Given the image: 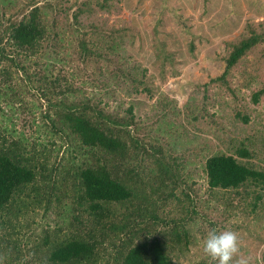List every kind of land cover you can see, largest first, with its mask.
Listing matches in <instances>:
<instances>
[{"label": "rangeland", "instance_id": "1", "mask_svg": "<svg viewBox=\"0 0 264 264\" xmlns=\"http://www.w3.org/2000/svg\"><path fill=\"white\" fill-rule=\"evenodd\" d=\"M31 1L0 0V19L5 25L21 19L22 10ZM36 1L46 7L50 27L55 19L61 21L62 29L69 27L73 14L83 3H89V10L81 17L84 24L81 32L88 37L96 28L110 35L130 27V31L116 35H125L123 43L117 37L124 48L121 53L141 68L138 79L144 84L139 85L140 92L131 91L132 78L111 77L114 66L96 56L86 62L76 58L68 63L67 71L81 74L74 80L78 89L82 88L77 99L93 96L95 102L102 101L101 107L120 117L126 116L133 105L139 131L136 134L145 138L147 146L157 153L147 158L146 170L151 173V180L148 177L141 183L138 177L129 179L135 194L132 200L113 204L110 220L101 222L91 217L85 209L87 205L79 204L72 186L74 171L91 155L71 145L62 146L59 136L48 133L49 127L41 121L46 102L30 94L22 99L21 81L15 75V85L8 96L15 91L18 94L19 89L21 96L18 100L14 97L13 108L2 104L8 115L0 113V126L7 124L9 129L16 128L19 132L27 130L26 136L38 143L50 139L47 170L52 179L58 177L54 179L56 186L54 180L45 185L53 194L50 205L43 202L22 210L26 200L20 195L9 210L0 209V264H41V259L48 257L58 243L72 236L94 245L93 264L122 263L124 254L117 251L123 240L115 237L108 227L119 223L115 216L121 218L124 213H131L133 210L127 211V207L133 202L135 206L148 203L151 211L147 210L144 220L132 217L139 221L142 235L163 241L172 264H212L203 251V239L211 230L225 229L238 234L237 259L243 257L248 264H264V202H259L253 213L251 198L240 200L235 190H211L204 168L211 153L244 141L252 152V158L246 162L264 171V95L258 103L253 99L255 92L264 87V0H110L113 5L110 12L99 8L97 3L103 0H52L48 7L47 0ZM251 30L262 35L261 42L225 75L231 49L228 43L242 34L250 35ZM76 37L77 34L68 39L73 44L66 50L68 60L76 56ZM71 95L68 93L67 97ZM20 102L36 110L39 126L31 125L29 120L33 116ZM244 116L249 117L247 123L242 119ZM163 157L170 164L166 167H172L177 175L179 199L164 191L166 185L160 182L165 176L158 174L159 160ZM62 174L68 175L65 183L70 188L65 187V191L69 189V197L59 205L54 195L57 189L62 195L63 186L59 187ZM182 191L189 192L191 199H186ZM153 214L158 218L152 219ZM75 216L84 220L82 226L74 223Z\"/></svg>", "mask_w": 264, "mask_h": 264}, {"label": "trees", "instance_id": "2", "mask_svg": "<svg viewBox=\"0 0 264 264\" xmlns=\"http://www.w3.org/2000/svg\"><path fill=\"white\" fill-rule=\"evenodd\" d=\"M51 1L47 0V7ZM110 2L103 0L98 1L97 4L99 8L110 12L113 7ZM37 4L36 0L31 1L30 5L22 10V18L10 20L8 25L0 19V113L4 116L8 115L6 110L2 109V104L13 108L14 97L20 99L21 89L22 99L25 94H30L46 102L45 104L41 102L43 108L46 107L41 112L43 117L41 121L49 127L48 133L53 137L59 136L64 143L62 146L71 145L91 155L90 160L85 161L73 173L72 178L75 181L72 186L75 188V197H78L79 204L87 205L85 209L92 215L91 217L101 222L110 220V207L113 204L125 203L135 197L129 185L132 178L135 180L138 177L141 183H144L148 177L152 179L151 173L149 172V175L146 170L147 158L151 157V153H157V150L153 151L151 146H147L145 138L136 134L139 131L133 105L127 109L126 116L120 117L101 107L102 101L95 102L96 98L93 96L83 95L77 99V93L82 88L78 89L74 80L81 74H77L76 70L67 71V67L70 66L68 63L75 62L76 58L86 62L93 56L99 57L114 66L110 72L111 77L119 79L123 75L128 79L132 78V81H129L134 85L131 91L140 92L139 85L144 84L138 79L141 68L137 64H131L127 56L121 53L124 50L122 43L125 35H116L120 31L121 33L130 31V27L110 35L104 32L105 30L96 28L88 37L81 32L84 28L81 17L88 12L89 3H83L78 7V11L72 17L73 23L69 22L71 23L69 27L64 29L62 26L59 27L61 21L58 19H55L53 26L50 27L46 7ZM68 10L70 11L71 7ZM76 34L77 57L68 60L69 54L66 50L73 46L68 39L75 37ZM117 37L122 39V43H118ZM262 38V35L251 30L250 35L242 34L236 41L228 43L231 49L226 59L225 75L237 67ZM128 63L132 66H126ZM59 64L62 65L58 66ZM15 75L19 76L22 88L18 90V94H15V91L14 95L8 96L13 91ZM68 93L73 94L70 96L72 99L67 97ZM263 95L264 87L255 92L254 101L258 103ZM20 106H25L24 110L32 114L33 118L29 120L31 125L38 123L39 126L40 117L36 116V110L29 108L28 103L20 102ZM242 119L245 123L249 121L248 116ZM29 121L26 122L29 124ZM24 131L9 129L7 124L0 126L1 210H9L10 205L15 199L20 198V195L26 200L22 210L43 202L50 205L52 202L53 194L50 195L45 185L58 176L52 179V173L49 175L47 170L46 150L50 139L45 143H38L36 139H29L26 136L27 130ZM41 146L44 147L43 150L39 149ZM224 149H219L206 158L204 168L208 186L211 190H235L240 200L251 198L250 209L255 213L254 210L258 208L259 202H264V171L246 162V159L252 158V152L244 141L239 142L238 146L225 145ZM165 160L164 157L159 160L158 174L165 175L161 177L160 182L166 185L164 191L179 199L175 186L177 175L172 172V167H166L170 164ZM57 170L58 168L55 174ZM67 176L64 174L61 176L59 187L63 186L61 190L63 196L59 189L55 191L54 198L59 205L69 197V189L65 191V187L70 188V185L65 183ZM55 182L54 180V184ZM257 189L262 192L258 193ZM182 194L186 199H191L189 192L182 191ZM167 197L168 195L165 196ZM136 206L133 202L127 207V211L133 210L131 213H124L121 218L119 215L115 216V220L119 223H112L109 227L104 225L110 228L115 237L123 240L120 250L117 251L118 254H124L122 263L119 264H172L163 241L157 237L149 239L142 235L143 233L138 229L139 221L136 217H132L139 216L144 220V215L150 210L147 208L148 203L142 202L138 207ZM153 215L152 219L158 218ZM73 220L77 225L84 224L80 216H75ZM162 222L164 220H161V224ZM170 222L174 223L175 220ZM95 256L94 245L72 236L58 243L48 257L41 259V264H93Z\"/></svg>", "mask_w": 264, "mask_h": 264}, {"label": "clouds", "instance_id": "3", "mask_svg": "<svg viewBox=\"0 0 264 264\" xmlns=\"http://www.w3.org/2000/svg\"><path fill=\"white\" fill-rule=\"evenodd\" d=\"M203 251L212 264H248L240 253L238 234L232 230H211L203 239Z\"/></svg>", "mask_w": 264, "mask_h": 264}]
</instances>
